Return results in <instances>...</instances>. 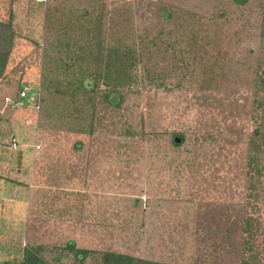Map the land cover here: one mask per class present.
I'll return each instance as SVG.
<instances>
[{"label": "rangeland", "instance_id": "rangeland-1", "mask_svg": "<svg viewBox=\"0 0 264 264\" xmlns=\"http://www.w3.org/2000/svg\"><path fill=\"white\" fill-rule=\"evenodd\" d=\"M259 1L0 0V264L264 262V180L248 200L244 166Z\"/></svg>", "mask_w": 264, "mask_h": 264}, {"label": "trees", "instance_id": "trees-1", "mask_svg": "<svg viewBox=\"0 0 264 264\" xmlns=\"http://www.w3.org/2000/svg\"><path fill=\"white\" fill-rule=\"evenodd\" d=\"M234 4L237 5H245L246 0L243 2H238L237 0H232ZM239 3V4H238ZM102 6V5H101ZM258 9V23H257V30H258V38L261 44H264V0H260L259 4L257 5ZM85 11H81L79 18H87ZM98 15V14H97ZM96 15V16H97ZM95 16V21L97 22L95 29L97 32L99 31L100 25L102 23V16L98 15ZM166 18V16H164ZM11 18L8 19L6 24L0 23V77L2 76L8 56L10 54V49L13 42V33L10 26ZM131 52L129 51L126 53L125 59L131 60ZM252 79L250 81L253 85V96L254 99L252 100L253 103V111L250 113L252 114V124L253 129L247 139V149H246V157H245V175L251 182V184H256L259 182V179L264 180V61L263 63L259 64L256 68L254 73L252 74ZM99 79V77H96ZM95 79L92 83L89 81H82L77 88L86 90L90 88L91 92L94 89H97L99 83ZM117 94L116 89L113 87L107 91L104 95V100L109 105H115L110 101V97ZM256 97V98H255ZM18 98V95H17ZM178 136L179 140L182 141L183 138L179 134L173 135L172 144L174 145V139ZM75 145H78L75 144ZM256 181V182H255ZM249 186V194L248 200H255L256 199V191L254 186ZM254 226V222L252 223ZM250 221L245 219V229H250L252 227ZM66 252L71 253L74 260L82 261L88 254L89 251L83 249H75L73 244L67 243L64 247ZM252 260L255 262L254 264H264V262H259L255 260V256L252 257ZM20 264H45L42 258L39 256L38 251L33 248L27 249L23 251V255L20 261ZM99 264H164V263H156L151 261H145L141 259L132 258L129 256H124L116 253L104 252L100 255V263ZM242 264H248L246 261H243Z\"/></svg>", "mask_w": 264, "mask_h": 264}, {"label": "built area", "instance_id": "built-area-1", "mask_svg": "<svg viewBox=\"0 0 264 264\" xmlns=\"http://www.w3.org/2000/svg\"><path fill=\"white\" fill-rule=\"evenodd\" d=\"M27 91H28L27 87H22L21 91L18 93V98H25ZM11 147L14 148L15 144L11 143Z\"/></svg>", "mask_w": 264, "mask_h": 264}, {"label": "water", "instance_id": "water-1", "mask_svg": "<svg viewBox=\"0 0 264 264\" xmlns=\"http://www.w3.org/2000/svg\"><path fill=\"white\" fill-rule=\"evenodd\" d=\"M177 142H178V139H177V138H175V139H174V143H177Z\"/></svg>", "mask_w": 264, "mask_h": 264}]
</instances>
